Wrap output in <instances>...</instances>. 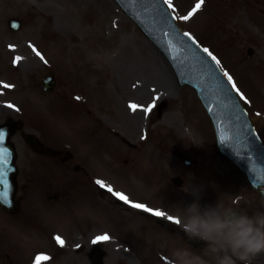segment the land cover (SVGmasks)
<instances>
[{
    "label": "rangeland",
    "instance_id": "obj_1",
    "mask_svg": "<svg viewBox=\"0 0 264 264\" xmlns=\"http://www.w3.org/2000/svg\"><path fill=\"white\" fill-rule=\"evenodd\" d=\"M198 2L172 0L171 10L232 76L264 142V0H205L189 20L179 19ZM11 18L21 21L20 31L8 28ZM16 57L21 59L14 63ZM49 74L57 79L54 93L41 90V79ZM192 92L178 86L165 58L114 0H0V124L22 120L25 132H33L46 148L72 152L80 165L78 174L69 165L59 167L50 156L32 152L21 132L16 135L21 207L14 216L0 208V264H35L38 255L50 258L41 264H91L94 248L102 251L103 264H168L158 263L156 254L168 236L158 232L148 213L101 193L97 180L132 203L173 217L194 201V188L201 206H238L249 215L264 211L257 196L242 193L248 189L244 176L222 157L214 177L200 172L201 165L213 162L208 149L214 138ZM131 104L139 107L133 111ZM116 143L122 148L164 143L166 187L151 167L148 148L123 150L118 157ZM197 149L205 156L202 164ZM178 155L198 165L187 167ZM74 176L81 178L77 186ZM175 177L183 179L181 188L172 184ZM50 194L61 198L50 203ZM105 234L108 241L92 243ZM252 264H264V255Z\"/></svg>",
    "mask_w": 264,
    "mask_h": 264
},
{
    "label": "water",
    "instance_id": "obj_2",
    "mask_svg": "<svg viewBox=\"0 0 264 264\" xmlns=\"http://www.w3.org/2000/svg\"><path fill=\"white\" fill-rule=\"evenodd\" d=\"M116 1L173 65L180 85L188 84L198 90L212 118L222 152L245 170L255 189L264 186V149L253 133L234 93L215 65L181 33L162 0ZM10 26L17 29L19 23L11 21ZM53 83L52 77L46 78L44 89L51 88ZM19 128L21 123L8 122L0 131L5 133L4 142L0 146L11 153L9 167L13 169L9 173L11 204L9 206L0 202V205L10 212H15L17 207L14 202L17 172L13 166L15 154L9 137ZM26 139L32 143V137L27 136ZM95 261L99 264L98 259Z\"/></svg>",
    "mask_w": 264,
    "mask_h": 264
},
{
    "label": "clouds",
    "instance_id": "obj_3",
    "mask_svg": "<svg viewBox=\"0 0 264 264\" xmlns=\"http://www.w3.org/2000/svg\"><path fill=\"white\" fill-rule=\"evenodd\" d=\"M191 192L194 201L178 208L177 218L189 239L205 243L203 254L176 248L168 264H252L264 255V211L249 215L219 203L201 206L199 189Z\"/></svg>",
    "mask_w": 264,
    "mask_h": 264
},
{
    "label": "snow or ice",
    "instance_id": "obj_4",
    "mask_svg": "<svg viewBox=\"0 0 264 264\" xmlns=\"http://www.w3.org/2000/svg\"><path fill=\"white\" fill-rule=\"evenodd\" d=\"M163 3L166 4L170 9L173 8V4H172V0H163ZM205 0H199V2L195 5V7L192 9L191 12H189L186 16H182L179 17V19L182 20H189L198 10L201 9L202 5H204ZM174 10V9H173ZM176 18V17H173ZM13 27H16V25H13ZM184 36L188 37L189 40L192 41L193 44L196 43L195 38L192 37L189 33H184ZM33 51L36 52V55L40 57L41 60H44V57L41 56V54L36 51L35 48H33ZM204 53H207V55L209 57H211V60L215 62V65L217 67L220 66V61L212 54V52L209 51L208 48H204L203 49ZM21 58L20 57H16L14 60V63L18 62ZM45 63H47V61H45ZM224 77L227 78V82L231 84L232 89L235 90L238 94H240L241 99H244L243 94L239 93V89L236 87L235 82L233 81L232 76L224 71L223 72ZM4 87H12L11 85H4ZM77 99H79V97H77ZM155 99H159V97H156ZM155 103L150 104L147 108L144 109L145 113L151 112L153 110V108L155 107ZM8 107H14L13 105H8ZM139 106L136 104H131L130 108L135 111ZM19 110V109H17ZM5 139V133L4 132H0V145L3 144ZM10 157H11V153L9 152V150L5 147L0 146V186H2V190H0V202H3L5 204H8L10 206L11 204V200L9 199V195H10V190H11V186H10V182H9V173L11 171H13L12 168L9 167L10 164ZM96 183L98 185L101 186V188L106 187V185L104 184V182L97 180ZM107 191L112 193L114 196H116L120 201H123L125 204H130L132 208L134 209H140L145 213H151L154 217H165L167 216V220L168 221H173L175 224H179L180 221L177 217H173L171 215H167L165 212L163 211H159V210H153L152 208L142 204V203H132L129 198L127 196H125L122 193H118V192H114L113 189L110 186H107ZM56 241L58 244H60L61 246L64 245V241L59 237H55ZM110 239V237L105 234L103 236H98L96 237L92 243L96 244L98 241H108ZM50 258L46 255H38L35 258V264H41V261H47Z\"/></svg>",
    "mask_w": 264,
    "mask_h": 264
},
{
    "label": "bare ground",
    "instance_id": "obj_5",
    "mask_svg": "<svg viewBox=\"0 0 264 264\" xmlns=\"http://www.w3.org/2000/svg\"><path fill=\"white\" fill-rule=\"evenodd\" d=\"M65 235H66V237H67V236H68V233H66Z\"/></svg>",
    "mask_w": 264,
    "mask_h": 264
}]
</instances>
